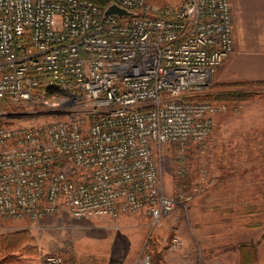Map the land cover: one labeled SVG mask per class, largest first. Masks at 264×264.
Returning a JSON list of instances; mask_svg holds the SVG:
<instances>
[{"label": "built area", "instance_id": "obj_1", "mask_svg": "<svg viewBox=\"0 0 264 264\" xmlns=\"http://www.w3.org/2000/svg\"><path fill=\"white\" fill-rule=\"evenodd\" d=\"M233 48L230 0H0V220L143 211L158 225L176 201L155 148L209 135L228 104L198 96ZM35 105L60 116L14 123Z\"/></svg>", "mask_w": 264, "mask_h": 264}, {"label": "rangeland", "instance_id": "obj_2", "mask_svg": "<svg viewBox=\"0 0 264 264\" xmlns=\"http://www.w3.org/2000/svg\"><path fill=\"white\" fill-rule=\"evenodd\" d=\"M177 1L149 0L154 6ZM216 83L212 78L198 97L216 93ZM243 89L262 91L241 102L225 101L228 107L214 115L203 140L188 143L183 152L175 143L155 148L163 189L176 201L158 225L143 211L2 219L0 235H28L13 251L0 249V260L9 256L2 264H39L49 252L61 254L65 264H132L142 254L159 255L161 264H239V245L250 242L256 244V264H264V85ZM59 116L35 105L14 123ZM174 237L178 244L172 246Z\"/></svg>", "mask_w": 264, "mask_h": 264}, {"label": "crops", "instance_id": "obj_3", "mask_svg": "<svg viewBox=\"0 0 264 264\" xmlns=\"http://www.w3.org/2000/svg\"><path fill=\"white\" fill-rule=\"evenodd\" d=\"M230 3L234 48L212 78L218 83L264 82V0Z\"/></svg>", "mask_w": 264, "mask_h": 264}, {"label": "trees", "instance_id": "obj_4", "mask_svg": "<svg viewBox=\"0 0 264 264\" xmlns=\"http://www.w3.org/2000/svg\"><path fill=\"white\" fill-rule=\"evenodd\" d=\"M97 5L104 6L109 0H90ZM264 85V82H217L215 84L216 93L208 94L207 96L199 97L200 99H207L208 101L218 102H241L249 99L259 92L254 90H245V87H255ZM28 235L26 230L14 231L8 234L0 235V249L11 252L15 248L19 247L26 239ZM240 259L239 264H256V244L253 242L244 243L239 245ZM9 256L0 260V264L7 261ZM152 264H161L160 256L156 255L151 258Z\"/></svg>", "mask_w": 264, "mask_h": 264}, {"label": "water", "instance_id": "obj_5", "mask_svg": "<svg viewBox=\"0 0 264 264\" xmlns=\"http://www.w3.org/2000/svg\"><path fill=\"white\" fill-rule=\"evenodd\" d=\"M104 13H114L118 16H123V15H130L131 12L128 11L127 9L125 8H122L120 6H118L117 4L115 3H111L109 4L106 8H105V11Z\"/></svg>", "mask_w": 264, "mask_h": 264}]
</instances>
